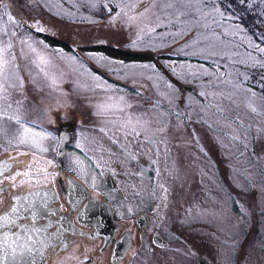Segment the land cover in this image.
I'll list each match as a JSON object with an SVG mask.
<instances>
[{
  "label": "rangeland",
  "instance_id": "rangeland-1",
  "mask_svg": "<svg viewBox=\"0 0 264 264\" xmlns=\"http://www.w3.org/2000/svg\"><path fill=\"white\" fill-rule=\"evenodd\" d=\"M23 2L26 6L17 10L10 0H3L7 7L0 5V48H7L4 56L8 60L3 75H0V85H3L0 93L21 90L30 84L41 85L37 90L51 86V100H41L43 92H32L38 99H31L26 105L28 113L44 112L50 117L42 119L40 128H36L27 124L33 119L17 113L16 106L13 110L7 107L2 110L0 105V155L27 159L29 169L33 170L47 166L54 139L52 134L47 136L48 132L43 128L50 126L59 113L65 111L70 115L75 112L71 105L81 91L74 87L77 85L73 81L80 85L84 80H100L88 65L102 72L101 81L114 80L115 84H120L127 79H147L149 113L160 111L186 115L187 126L194 132V138L179 144L178 152L173 153L165 145L164 159L169 161V169L175 163L180 164L179 168L174 165V177L169 175V180L180 175L190 183L186 190L180 189L186 185L182 177L172 184V191L179 199L171 200L172 208L171 201L169 207L166 206L168 211L163 213L166 222L171 225L177 217L180 223L200 222L207 224L209 229L212 227L217 238L215 240L213 235V249L209 256L215 257L219 264H233L231 254L232 251L236 253L241 237L238 230H242L245 236L242 241L244 254H241L243 263L264 264V81L260 79L264 69L255 66L256 61H264V53L256 48V45L262 47L258 42L262 35H250L237 22L240 8L248 7L230 5V0H215V5L209 2L205 6L208 14L204 15L194 8H186L177 0ZM169 2L173 7H166ZM92 4L96 6L92 7ZM253 6L255 13L258 7L264 8L260 0H256ZM214 7L224 15L214 11ZM8 16H12L16 23H12ZM5 31L7 35H4ZM37 33L59 39L72 49L65 51L58 46H47ZM91 45L118 47L150 60L112 61L106 57L100 59L103 56L98 54L101 53L77 49ZM238 72L249 78L243 79ZM90 89L84 90L83 95L93 94ZM103 95L99 100L102 108L110 109L115 104L112 111L118 110L123 116L128 112L126 97ZM67 96L69 106L66 109L64 98ZM152 98L159 100L155 102ZM252 108L256 110L252 111ZM9 117L18 118L20 123ZM25 126L47 136L39 141V145L48 151L17 144ZM209 156L218 165L223 159L229 163L228 178L232 189L228 190L235 192L239 187L244 197V203L237 206L236 212H229L225 200L211 199L207 194L204 164L209 162ZM188 159L195 168L184 167L183 161ZM149 161L157 173L153 157L150 156ZM38 179L39 184L46 181L42 175ZM212 183L218 192L223 191L218 178ZM31 185H37L35 179ZM184 193H190V196L197 193V196L185 197ZM215 245L219 254H213ZM217 255L221 257L218 259Z\"/></svg>",
  "mask_w": 264,
  "mask_h": 264
},
{
  "label": "flooded vegetation",
  "instance_id": "flooded-vegetation-1",
  "mask_svg": "<svg viewBox=\"0 0 264 264\" xmlns=\"http://www.w3.org/2000/svg\"><path fill=\"white\" fill-rule=\"evenodd\" d=\"M125 52L130 53L128 50ZM98 55L118 61L102 53ZM88 67L100 80H84L80 85L73 81V84L77 85L74 87H79L81 91L78 97L73 98L75 103L71 107L75 112L69 115L63 111L55 116L50 126L43 128V131L55 137L53 153L47 166L33 170L29 169L30 162L27 159L19 160L6 154L0 155V164L6 160L15 171L36 173L47 168L49 173H55V176L50 175L44 183L31 185L29 188L32 190L39 186L53 190L52 194L56 199L49 203L56 210V215L46 217L43 223L51 221L49 232L65 230L62 238L69 245L67 250L57 249L55 254H51L47 264H195L197 258L205 259L208 264H219L215 257L209 256L213 249V235L215 240L217 238L211 226L209 229L207 224L202 225L200 222L180 223L177 217L170 225L163 217V213L168 211V203L179 199L172 191V184L182 177L176 175L173 181L169 180V175L170 178L174 177V165L179 168L180 164L175 163L169 169V161L164 159L165 145L174 153L178 152L179 144L194 138V132L187 126L188 117L174 112L149 113L147 109L150 92L147 79H127L115 84L114 80L101 81L102 72L94 66ZM66 85L64 86L67 87ZM37 86L41 85H24L21 90H14L13 100L17 113L33 119V122L27 124L40 128L42 119H49L50 115L38 111L28 113L26 105L29 100L38 99L32 92H43L44 98L41 100H51L50 93L53 89L51 86H45L37 90ZM89 88L93 94L83 95L84 90ZM103 94H119L126 97L129 103L128 112L123 116L118 110L112 111L115 104H112L110 109L102 108L99 100ZM41 100H38L40 104ZM153 100L156 102L159 98H152ZM68 103L67 96L64 98L66 109ZM133 126L155 143H141L135 134L127 135ZM159 129L165 131H158ZM60 132L65 133L67 138L63 153L56 156ZM77 143L81 147L77 148ZM132 156L136 159H132ZM150 156L159 170L157 173L153 171ZM208 161L204 164L208 196L215 200H225L229 212H236L237 206L244 203V197L239 187L235 192L228 190L232 189L228 178L229 163L223 159L218 165L211 156ZM183 164L184 167L195 168L189 159L183 161ZM214 178L219 179L223 191L218 192L215 189L212 183ZM182 181L187 188L180 187L183 183L181 182L180 189H188L190 183L186 178ZM161 184L168 189L167 193L160 187ZM28 185L29 182L24 185L17 183L16 188L3 195L0 199V212L8 206L12 192L28 188ZM184 196L189 197L190 193H184ZM193 196H197V193H191L190 197ZM169 205L172 208V201ZM129 208L132 209L131 212L127 211ZM69 215L71 227L66 222ZM238 233L241 237L236 245V253L232 251V263L244 264L241 254H244L242 241L245 236L242 230H238ZM113 240L115 242H112ZM216 252L218 253V247L215 245L213 254ZM217 256L218 259L221 257Z\"/></svg>",
  "mask_w": 264,
  "mask_h": 264
},
{
  "label": "snow or ice",
  "instance_id": "snow-or-ice-1",
  "mask_svg": "<svg viewBox=\"0 0 264 264\" xmlns=\"http://www.w3.org/2000/svg\"><path fill=\"white\" fill-rule=\"evenodd\" d=\"M177 2L184 5L186 8H194L197 12H201L204 15L208 14L205 11V6L209 2L215 5V0H177ZM255 2L256 0H251V2H249V0H230V5L235 3L237 5H245L251 9ZM260 3L264 4V0H260ZM0 5L7 7L6 4H3V0H0ZM95 6V4H92V7ZM105 7H107V5H105ZM166 7L171 8L173 4L169 2L166 4ZM214 11L218 12L221 16L224 15V13L220 12L218 7H214ZM261 14L264 15V12ZM8 19L12 23H16L12 16H8ZM4 35H7L6 31ZM8 47H11V44H9ZM256 48L261 53H264V48L259 45H256ZM5 52H7V48H0V75H3L4 67L8 64V60L5 59L4 56ZM100 59L106 58L100 57ZM41 60L43 61V58H41ZM241 63L246 62L241 61ZM255 66L264 69V61H256ZM41 70L43 71V69ZM238 75L245 80L249 78L245 73L238 72ZM260 79L264 81V73L261 74ZM54 83L55 80H53V84ZM228 83H231V81H228ZM2 87L3 85H0V88ZM248 91L251 92V89ZM252 94L255 95L254 93ZM120 99L122 100L123 97ZM255 110V108H252V111ZM8 119H15L16 123H20L18 118L9 117ZM137 123H140V121H137ZM158 131L163 132L165 129H159ZM132 134H135V137L139 138L141 143H155L150 137L137 131L135 126L127 133V135ZM47 136H51V133H48ZM47 136L40 132H33L30 127L25 126L19 135L17 144L39 147V151L46 152L48 149L40 146L39 141L46 139ZM52 138L55 139V137ZM66 138L67 137L62 136L61 140ZM161 143H163V141H161ZM76 147L79 148L81 145L77 143ZM131 158L136 159L135 156ZM13 161L15 162L14 158ZM49 163H51V161H49ZM28 167L30 168V165ZM165 170L167 171V169ZM40 175L43 176L44 180H47L50 175L55 176V173H49L47 168L40 169L36 173L31 171H15L6 160L0 164V199H2L3 195L8 194L10 189L16 188L17 183L24 185L26 182H29L28 188L11 193L8 206L3 212H0V264H40L41 261L47 264L49 256L55 254L57 249L67 250L69 247L65 239L62 238L65 230L58 229L54 232H49L48 229L51 227V221L49 220L47 224L43 223L46 217L56 215V210H54L49 203L50 200L56 199L55 195H50L53 190L49 188L47 189V193H45L44 188L39 186L34 191L29 190L32 180L35 179L37 185H39L40 181L38 177ZM93 186H95V181H93ZM160 187L165 193L168 192V189L164 187L163 184H161ZM165 199H167V196H165ZM127 211L131 212L132 209L129 208ZM66 222L69 227H71L70 215L66 218ZM112 242L115 241L113 240Z\"/></svg>",
  "mask_w": 264,
  "mask_h": 264
},
{
  "label": "trees",
  "instance_id": "trees-1",
  "mask_svg": "<svg viewBox=\"0 0 264 264\" xmlns=\"http://www.w3.org/2000/svg\"><path fill=\"white\" fill-rule=\"evenodd\" d=\"M10 1L12 3H15L14 7L16 10L18 9V7L23 8L24 6H26L23 0L22 3H20V0H10ZM240 10H241V15L238 16L237 22H239L244 27L245 31L249 32L250 35L257 37L258 34L262 35V37L258 40V42L264 48V15L261 14V11L264 10V8L258 7L257 13H255L254 6L251 9L241 7ZM38 36L47 46L50 47L58 46L61 47L63 50L66 51L70 50L69 45L63 41H60L59 39L43 34H38ZM80 49L90 52H100L109 58L124 62H139V61L150 60L149 58H146L144 55L128 53L125 52V50L120 49L118 47L86 46V47H81ZM13 93L14 90L11 91L8 90L5 91L4 93H0V105L2 107V110H5V107L13 110L14 106H16V103L13 100ZM261 93L263 94V90H261Z\"/></svg>",
  "mask_w": 264,
  "mask_h": 264
},
{
  "label": "water",
  "instance_id": "water-1",
  "mask_svg": "<svg viewBox=\"0 0 264 264\" xmlns=\"http://www.w3.org/2000/svg\"><path fill=\"white\" fill-rule=\"evenodd\" d=\"M62 136L65 137V133L60 132L58 135V143H57L56 153H55L56 156H60L63 153V147H64V143H65L66 139L61 140ZM47 189L48 188H44L45 193H47ZM34 190H36V188L32 189L31 191H34ZM24 194H26V193H24ZM50 195H53V194L51 193ZM50 201H52V200H50ZM40 264H43V261H41ZM195 264H208V262L203 258H197Z\"/></svg>",
  "mask_w": 264,
  "mask_h": 264
}]
</instances>
